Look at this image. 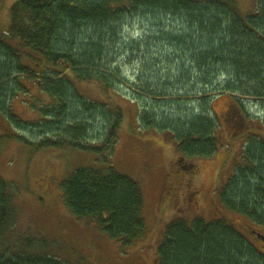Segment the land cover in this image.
Here are the masks:
<instances>
[{
    "label": "trees",
    "instance_id": "trees-1",
    "mask_svg": "<svg viewBox=\"0 0 264 264\" xmlns=\"http://www.w3.org/2000/svg\"><path fill=\"white\" fill-rule=\"evenodd\" d=\"M255 6L253 14L242 17L233 0H16L9 8L8 30L0 34V118L6 126L0 143L17 142L34 152L72 148L112 156L121 110L108 109L109 125L102 140L87 142V115L93 116L99 103L86 101L74 86L93 84L103 93L112 91L102 75L112 70L98 63V43L90 45L89 41L97 37L99 42L102 36L96 34V27L104 29L124 14L154 11L171 15L185 24L180 40H190L189 51L194 52L185 59L199 77L207 81L223 72L230 78L225 87L201 82L198 91L183 96L206 103L216 92L236 97L231 96L234 105L227 108L221 121L197 117L184 123L164 118L163 126L158 127L179 155L177 163L182 169L181 161L205 160L218 149L233 146L235 141L229 144L223 139L224 130L230 139L241 127L247 130L233 169L235 176L228 179L219 198L224 209L264 228V120L251 117L244 110V101L237 100H264V0H257ZM181 68L189 75V69ZM25 80L29 87L24 86ZM174 81L168 78L161 89L154 84L152 90L139 91L155 101L174 100L178 97L171 92ZM31 90L36 96L29 93ZM20 93L29 96L30 107L37 111L33 122H25L12 112L11 102ZM28 129L36 131L35 140L26 137ZM245 164L248 166L240 172ZM60 189L66 209L77 222L94 227L122 248H130L147 236L140 186L110 166L78 169L60 183ZM12 199L10 184L0 178V264H67L46 255H29L22 248L24 239L7 244L5 238L15 217ZM239 233L224 219L211 223L177 220L158 241L154 262L259 264L253 247ZM24 243L31 248V240Z\"/></svg>",
    "mask_w": 264,
    "mask_h": 264
},
{
    "label": "rangeland",
    "instance_id": "rangeland-1",
    "mask_svg": "<svg viewBox=\"0 0 264 264\" xmlns=\"http://www.w3.org/2000/svg\"><path fill=\"white\" fill-rule=\"evenodd\" d=\"M15 1L0 0V34L8 30L9 8ZM233 1L242 17L254 13L257 0ZM185 28L181 19L154 11L124 14L104 29L96 27V34L100 33L102 38L98 42L94 37L89 42L90 45L98 43V63L112 70L102 74L112 86V91L103 93L99 86L93 84L74 86L86 101L99 103L96 113L91 117L87 115V142L94 144L102 140L109 125L108 109L117 107L121 110L122 119L112 156H99L72 148L34 152L17 142L1 141L0 178L10 184L15 211L5 238L8 245L19 239L31 240L30 249L24 247V240L21 241L22 248L29 255H46L67 264H155L156 246L168 225L177 220L190 223L198 219L211 223L219 217L214 218L216 209L211 201L217 197L223 183L233 176L232 167L237 162L235 156L240 155L247 130L241 127L237 136L230 139L223 129V139L229 144L235 141L233 146L218 149L215 155L205 160L181 161L180 165L184 164L182 169L177 163L179 155L158 127L163 126L164 118L184 123L197 117L221 121L227 108L234 105L231 96H236L225 91L214 93L207 103L199 101L198 97L183 96L198 91L201 82L225 87L230 80L223 72L207 81L199 77L196 68L185 59L194 53L189 51L190 40H180ZM196 46L194 42L193 47ZM180 59L184 61L180 62ZM181 67L189 69V75L182 72ZM168 78L176 79L175 88L171 91L178 95L174 100L160 98L161 101H155L152 96L139 91L152 90L154 84L161 89L164 86L160 85H164ZM23 84L29 87L26 80ZM230 85L238 87L231 82ZM29 93L36 96L33 90ZM237 100L244 101V110L251 117L264 120V100ZM29 101V96L20 93L11 102L12 112L25 122H33L38 115ZM3 125L5 123L0 118V134L4 130ZM25 132L27 138L35 140L36 131L28 129ZM108 166L135 181L144 196L143 217L149 231L144 240L126 249L94 227L77 222L62 199L60 183L69 175L81 168L105 169ZM246 166H241L240 172ZM169 185L177 188L175 198L178 200L174 203L169 201L171 191L165 193L164 188ZM183 194L185 202L181 201ZM180 203L183 207L178 210ZM224 219L236 221L239 217L227 210Z\"/></svg>",
    "mask_w": 264,
    "mask_h": 264
},
{
    "label": "flooded vegetation",
    "instance_id": "flooded-vegetation-1",
    "mask_svg": "<svg viewBox=\"0 0 264 264\" xmlns=\"http://www.w3.org/2000/svg\"><path fill=\"white\" fill-rule=\"evenodd\" d=\"M235 159H237L238 161V156H235ZM233 169L234 167H232V171ZM234 176L235 174L233 173L232 177L234 178ZM227 181H225L223 185L217 191V197L215 199H212L211 201L214 208L216 209V214H214V218H217L219 216L217 219H214V221L224 219L225 212H227V210L224 209L223 206H221L220 198H219L227 185ZM164 189H166L165 193H168L169 191H171V198L169 199V201L174 203L178 200L175 198V195H176L175 192L177 188H173V186L169 185L167 186V188H164ZM198 197L199 196H197V200H198ZM185 199H186V196L183 194V196L181 197V201H184ZM209 200H211L210 197H209ZM197 204L195 203V205ZM182 207H183V203H180L177 205L178 210H181ZM229 212L232 215L237 216L232 211H229ZM225 221L230 222V226H232V228L235 229L236 231L240 232L239 234L241 235V237L245 240L246 243L250 244L253 247L254 251L256 252L257 258H258L257 261H259V264H264V228L256 226L255 224H252V223L249 224L250 222L242 216L239 217V219H237L236 221H233V220L231 221L225 220Z\"/></svg>",
    "mask_w": 264,
    "mask_h": 264
}]
</instances>
